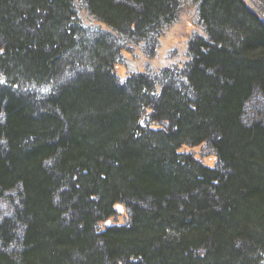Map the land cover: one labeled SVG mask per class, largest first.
<instances>
[{"label": "trees", "instance_id": "trees-1", "mask_svg": "<svg viewBox=\"0 0 264 264\" xmlns=\"http://www.w3.org/2000/svg\"><path fill=\"white\" fill-rule=\"evenodd\" d=\"M82 1L113 32L76 0H0V264H264V17L201 0L189 61L121 84L182 0Z\"/></svg>", "mask_w": 264, "mask_h": 264}, {"label": "rangeland", "instance_id": "rangeland-1", "mask_svg": "<svg viewBox=\"0 0 264 264\" xmlns=\"http://www.w3.org/2000/svg\"><path fill=\"white\" fill-rule=\"evenodd\" d=\"M246 1L264 17V0ZM200 2L201 0H182L183 6L178 18L166 24L162 33L159 34L154 48L148 49L143 42H137L134 39L128 40L129 42L115 66L121 84L128 83L129 75H138L142 72L161 75L163 72L166 74V70H168L175 73L176 69L189 61L190 41L196 36L208 37L200 20ZM76 5L78 17L88 32L92 34L113 32L108 25L92 15L84 1L76 0ZM70 79L72 77L69 78L66 74L62 78V83L69 82ZM4 82H6V78L0 74V84ZM53 89L54 85L32 84L28 87L29 92L37 96L38 100L50 95ZM250 111L247 119L253 120L252 108ZM195 150L192 151L195 153ZM202 151L203 156L206 155L204 161L211 166L215 165L216 160L212 156L214 154H211V150L204 149ZM0 208L5 213L11 212L10 206L5 201H0Z\"/></svg>", "mask_w": 264, "mask_h": 264}, {"label": "water", "instance_id": "water-1", "mask_svg": "<svg viewBox=\"0 0 264 264\" xmlns=\"http://www.w3.org/2000/svg\"><path fill=\"white\" fill-rule=\"evenodd\" d=\"M117 208L123 212L124 207L121 204H118ZM114 223H115V219L114 218L107 219L106 221H104L103 223H101L99 225V227L101 228L99 233H103L105 231L104 230L105 227H111L112 225H114Z\"/></svg>", "mask_w": 264, "mask_h": 264}, {"label": "flooded vegetation", "instance_id": "flooded-vegetation-1", "mask_svg": "<svg viewBox=\"0 0 264 264\" xmlns=\"http://www.w3.org/2000/svg\"><path fill=\"white\" fill-rule=\"evenodd\" d=\"M126 220H127L126 218H125V220L123 219L122 221H120V220L118 219V222L123 224V223H125Z\"/></svg>", "mask_w": 264, "mask_h": 264}]
</instances>
